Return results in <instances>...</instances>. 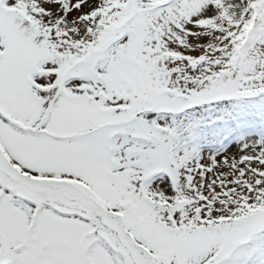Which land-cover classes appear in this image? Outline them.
<instances>
[{
	"label": "snow or ice",
	"instance_id": "obj_1",
	"mask_svg": "<svg viewBox=\"0 0 264 264\" xmlns=\"http://www.w3.org/2000/svg\"><path fill=\"white\" fill-rule=\"evenodd\" d=\"M0 264H264V0H0Z\"/></svg>",
	"mask_w": 264,
	"mask_h": 264
}]
</instances>
